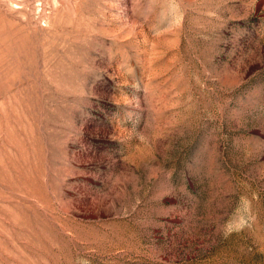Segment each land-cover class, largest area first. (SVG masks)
I'll return each mask as SVG.
<instances>
[{
	"label": "rangeland",
	"instance_id": "374dc122",
	"mask_svg": "<svg viewBox=\"0 0 264 264\" xmlns=\"http://www.w3.org/2000/svg\"><path fill=\"white\" fill-rule=\"evenodd\" d=\"M0 264H264V0H0Z\"/></svg>",
	"mask_w": 264,
	"mask_h": 264
}]
</instances>
